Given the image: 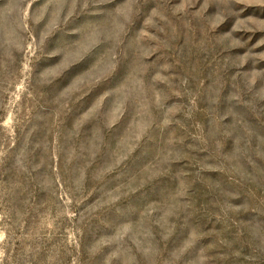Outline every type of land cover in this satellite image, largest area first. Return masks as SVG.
<instances>
[{"label":"rangeland","instance_id":"obj_1","mask_svg":"<svg viewBox=\"0 0 264 264\" xmlns=\"http://www.w3.org/2000/svg\"><path fill=\"white\" fill-rule=\"evenodd\" d=\"M0 264H264V0H0Z\"/></svg>","mask_w":264,"mask_h":264}]
</instances>
